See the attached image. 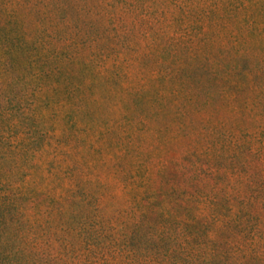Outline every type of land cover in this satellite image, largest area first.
I'll return each mask as SVG.
<instances>
[{
  "label": "rangeland",
  "instance_id": "obj_1",
  "mask_svg": "<svg viewBox=\"0 0 264 264\" xmlns=\"http://www.w3.org/2000/svg\"><path fill=\"white\" fill-rule=\"evenodd\" d=\"M0 34L40 264H147L190 225L264 236V0H0Z\"/></svg>",
  "mask_w": 264,
  "mask_h": 264
},
{
  "label": "trees",
  "instance_id": "obj_2",
  "mask_svg": "<svg viewBox=\"0 0 264 264\" xmlns=\"http://www.w3.org/2000/svg\"><path fill=\"white\" fill-rule=\"evenodd\" d=\"M12 37H9L8 34L7 36L0 34V43L2 42L6 48L9 46L7 44L8 38ZM29 48L27 45L25 46V50H29ZM3 65L5 66L4 63L0 62V69L3 68ZM1 93L0 91V100ZM6 101H8V98L3 99L0 103H8ZM5 110L7 112L8 108H5ZM22 111L24 132L30 131L33 140L35 134L41 137L46 136V132L42 128L31 123L30 110L24 107ZM3 119L5 117H0L2 123L0 128V264H40L35 254V250L38 251L35 232L28 235L27 226L30 222L29 219L24 218L25 213H27L22 201V190L25 182L23 176L25 173L23 168L20 167L22 159H24V163H35L36 152L34 147L38 148V145L29 144L24 146L20 142V136L7 132L9 126L5 128ZM52 202L53 205L56 204L55 200H52ZM243 209L247 211V208L243 207ZM229 211L232 214V219H229L231 222L228 220L226 224L228 226L231 224L240 226L241 218L245 217L247 212H240V209L235 212L232 207H229ZM43 214L45 217H49V212L44 211ZM247 218L249 220L248 216ZM210 220L215 224H220L215 215H211ZM35 221L37 220L34 219L32 222L35 223ZM192 222L196 223L197 221L193 220ZM249 223L245 233L243 231L247 239L245 244H233L228 238H219L220 234L218 232L214 234L210 231L207 224L195 225L194 228L191 225L183 226L181 232H173L171 228H169V232L166 229L167 234L161 235L160 240L157 238L160 244L155 247L154 251L152 250L153 253L146 263L264 264V236H261L256 227L254 228V223H251V221ZM226 224L221 221V224L217 225L218 229L225 228ZM64 243L68 244L65 240ZM259 245H261L260 249L257 248ZM161 246L166 249H161Z\"/></svg>",
  "mask_w": 264,
  "mask_h": 264
}]
</instances>
